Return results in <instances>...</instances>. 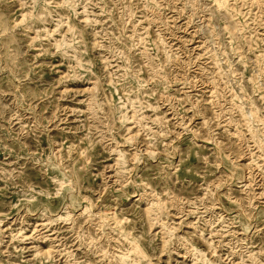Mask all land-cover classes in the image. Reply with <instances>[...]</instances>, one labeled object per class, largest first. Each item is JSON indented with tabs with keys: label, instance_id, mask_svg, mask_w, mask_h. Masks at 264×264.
<instances>
[{
	"label": "rangeland",
	"instance_id": "374dc122",
	"mask_svg": "<svg viewBox=\"0 0 264 264\" xmlns=\"http://www.w3.org/2000/svg\"><path fill=\"white\" fill-rule=\"evenodd\" d=\"M255 1L0 0V264H264Z\"/></svg>",
	"mask_w": 264,
	"mask_h": 264
},
{
	"label": "bare ground",
	"instance_id": "6f19581e",
	"mask_svg": "<svg viewBox=\"0 0 264 264\" xmlns=\"http://www.w3.org/2000/svg\"><path fill=\"white\" fill-rule=\"evenodd\" d=\"M259 1H260V0H256L255 2H259ZM135 112H136V111H134V113H135ZM134 113H132V114H134ZM131 118H132L133 120H136L135 114H134L133 117L131 116ZM138 120H139V119H138ZM138 120H137V121H138ZM134 123H135V122H134ZM132 124H133V123H132ZM157 216H158V215H157ZM161 223H162V222H161ZM161 226H162V225H161ZM129 241H130V240H129ZM131 242H133V241H131ZM131 242H130V243H131ZM134 242H135V241H134ZM134 244H135V243H134ZM132 246H133V244H132ZM135 247H137V246H135ZM135 247H133V249H134ZM133 249H132V250H133ZM138 249H139V247H138ZM138 249H137V250H138ZM129 250H130V249H129ZM132 250H131V251H132ZM135 251H136V250H135ZM127 253H128V252H127ZM127 253H121V254L119 253V258H120V260H121L123 263H125L124 260H125L126 257H127ZM128 254H129V253H128Z\"/></svg>",
	"mask_w": 264,
	"mask_h": 264
}]
</instances>
